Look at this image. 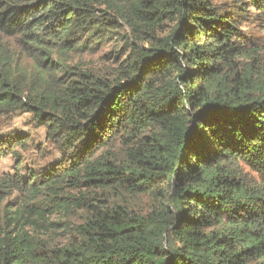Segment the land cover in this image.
<instances>
[{
	"label": "trees",
	"instance_id": "obj_1",
	"mask_svg": "<svg viewBox=\"0 0 264 264\" xmlns=\"http://www.w3.org/2000/svg\"><path fill=\"white\" fill-rule=\"evenodd\" d=\"M249 10L264 18V0H0V36L42 63L23 81L0 51V122L30 114L65 161L0 173V264H264V87L237 76L257 58ZM121 28L116 80L61 62ZM15 155L0 138V159ZM40 197L80 213L67 246L24 230Z\"/></svg>",
	"mask_w": 264,
	"mask_h": 264
},
{
	"label": "rangeland",
	"instance_id": "obj_2",
	"mask_svg": "<svg viewBox=\"0 0 264 264\" xmlns=\"http://www.w3.org/2000/svg\"><path fill=\"white\" fill-rule=\"evenodd\" d=\"M219 4H228L230 0H217ZM249 17L245 16L244 21L240 24V32L243 37L246 48L254 49L257 58L253 62L249 60H241V65L238 68V77L246 79L249 84L262 85L264 87V18L256 17L253 10H249ZM166 30V27L164 28ZM115 32L111 39L106 42L100 49L95 51H76L68 55H63L61 62L63 65H68L73 69L80 71H89L96 79H105L109 82L116 80L119 76L120 64L130 55V49L124 45V41H119L124 36L130 39V34L126 28H121ZM119 34V35H116ZM164 34H161L163 37ZM116 41H119L116 43ZM141 49H146L147 44H137ZM0 51L6 57H9L16 63L17 73H21L23 81H30L42 63L38 57L35 59L29 58L21 47L16 42V39L3 38L0 36ZM28 83V82H27ZM253 85H250L252 87ZM9 136V145L12 146L15 152L14 158L4 157L0 159V173L12 175V171L17 166L18 159L23 162L19 174L26 175L27 171L40 173L43 169L49 168L50 164L57 161H64L62 149L53 138L48 136L46 129L35 121L33 116L22 111H17L11 117L4 118L0 122V138H7ZM15 137L28 140L26 145L21 149L14 145ZM119 147L115 151H119ZM76 195L77 192H73ZM19 203V199L13 195L11 201L14 210L19 209L15 205V201ZM22 200V198H20ZM150 200L146 197L132 198L131 202L136 203L135 207L146 208L150 204ZM28 206L29 210L24 214V219L28 218V226H24V230L29 232L37 241L47 248H62L67 246L73 240L69 227L77 224L78 215L80 213L65 212L56 209L57 204L50 202L45 197L41 201V197ZM35 208L39 209L40 215L44 216V220H37V212ZM64 215V217H62ZM41 218V217H40ZM42 224V227L37 228L32 226L31 222L36 221Z\"/></svg>",
	"mask_w": 264,
	"mask_h": 264
}]
</instances>
